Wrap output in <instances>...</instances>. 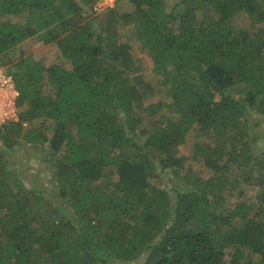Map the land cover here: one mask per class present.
Wrapping results in <instances>:
<instances>
[{
	"label": "trees",
	"instance_id": "16d2710c",
	"mask_svg": "<svg viewBox=\"0 0 264 264\" xmlns=\"http://www.w3.org/2000/svg\"><path fill=\"white\" fill-rule=\"evenodd\" d=\"M92 1L0 0V61L21 106L0 127V264H264V149L251 151L252 113L264 116V0H126L132 9L97 13ZM240 12L251 28L231 23ZM127 25L157 79L137 73ZM32 36L65 63L12 62ZM160 92L170 100L146 103ZM190 129L212 134L191 155L207 178L182 173ZM230 164L261 188L252 200L224 203Z\"/></svg>",
	"mask_w": 264,
	"mask_h": 264
},
{
	"label": "rangeland",
	"instance_id": "374dc122",
	"mask_svg": "<svg viewBox=\"0 0 264 264\" xmlns=\"http://www.w3.org/2000/svg\"><path fill=\"white\" fill-rule=\"evenodd\" d=\"M175 3V0H167V8L169 9L173 4ZM116 7H118L121 10H130L132 9V5L127 2L126 0H118L115 4ZM231 23L234 26H241L244 28H251L252 22L250 18L243 12H240L236 15H234L231 19ZM131 31L130 26H124L121 27L119 30V34L122 38L127 40L131 44V50L135 57L136 62L139 65V68L137 69V73L141 72L142 75L147 80H155L158 78V75L155 74L152 69V59L149 54V52L140 44V42L135 38H129V33ZM11 56L14 57L12 62H14L16 59H18L21 56H30L34 60L38 61L40 64L44 66H48L51 64H64V58L61 55L60 50L56 46L55 43H44L41 39L38 37L32 36L27 37L24 40H22L17 47L11 49ZM4 64V63H3ZM7 67H9L10 62L8 64H5ZM159 99L169 101L170 97L165 92H160L157 94H154L153 96L148 97L146 103L155 102ZM252 115L256 118L255 120H259L261 123H259L256 126L251 127V134L252 137L255 135V140L252 142V149L251 151L254 154L259 153L261 150L264 149V116H259L255 112L252 113ZM160 119L165 121L169 116H173L168 109H164L163 112L159 115ZM33 124L40 125L47 134H50L52 131V127L54 125V122L51 119L48 118H40L33 121ZM212 134L208 131V133L198 132L196 129H190L188 133L186 134L185 140L179 144L178 146V153L184 154L187 156V159L184 163L182 170V173H187V176L191 179L193 178H207L211 174V170H209L200 160H195L191 158V155L193 154V144L195 142H201V143H210L213 144ZM230 137V133L227 135V138ZM229 140V139H228ZM231 140V137H230ZM227 143V141H226ZM230 142H228V145ZM16 155L20 157H30L31 162H33L36 165L42 166V172L47 173L48 168L45 165L44 162L41 161V154L40 153H33L30 155L28 152H26V149H23L21 146L16 147ZM226 172L230 175V177L233 179L232 183L227 182L223 185L221 189H219L220 194L224 196V203L229 204L232 202H237L240 199L244 198L247 201L252 200L257 193L260 191V187L254 182V181H247V180H241L237 176L240 174V171L237 170V167L234 166V164H230L227 168ZM236 180H238V183H236ZM168 186V185H167ZM242 189L243 193L242 195L238 194L241 192ZM171 195H173L172 192H170ZM246 253H250L249 248H245ZM229 254L227 255L226 259L228 258ZM253 259H257L258 255L255 253H252ZM136 259L134 261H128V262H120L116 261L114 264H137L140 260Z\"/></svg>",
	"mask_w": 264,
	"mask_h": 264
},
{
	"label": "built area",
	"instance_id": "2783aa9c",
	"mask_svg": "<svg viewBox=\"0 0 264 264\" xmlns=\"http://www.w3.org/2000/svg\"><path fill=\"white\" fill-rule=\"evenodd\" d=\"M118 0H93L95 13L114 7ZM19 90L15 85L13 74L0 61V127L20 118L21 106L18 103ZM26 124V122H23Z\"/></svg>",
	"mask_w": 264,
	"mask_h": 264
}]
</instances>
